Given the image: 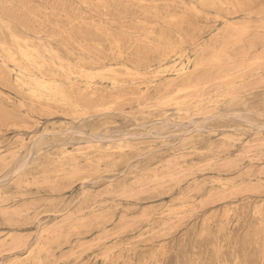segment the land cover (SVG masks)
<instances>
[{"label":"rangeland","instance_id":"obj_1","mask_svg":"<svg viewBox=\"0 0 264 264\" xmlns=\"http://www.w3.org/2000/svg\"><path fill=\"white\" fill-rule=\"evenodd\" d=\"M240 1L0 0V264H264Z\"/></svg>","mask_w":264,"mask_h":264},{"label":"bare ground","instance_id":"obj_2","mask_svg":"<svg viewBox=\"0 0 264 264\" xmlns=\"http://www.w3.org/2000/svg\"><path fill=\"white\" fill-rule=\"evenodd\" d=\"M201 1H202V0H201ZM241 1H242V0H241ZM241 1H240V2H241ZM246 2H247V1H246ZM249 2H250V1H249ZM220 3H221V2H220ZM247 3H248V2H247ZM253 3H254V2H253ZM230 4H232V3H230ZM254 5H255V4H254ZM241 7H243V6H241ZM251 7H252V6H251ZM219 9H220V7H219ZM235 9H236V8H235ZM247 9H249V8H247ZM224 10H225V9H224ZM247 14H248V13H247ZM2 21H3V20H2ZM244 29H245V28H244ZM190 38H191V37H190ZM190 41H192V40H190ZM192 43H193V41H192ZM198 44H199V43H198ZM111 45H112V44H111ZM193 46H194V45H193ZM199 46H200V45H199ZM196 47H197V45H196ZM197 48H198V47H197ZM137 50H139V49H137ZM195 50H196V49H195ZM40 52H41V51H40ZM144 52H145V51H144ZM146 54H147V53H146ZM151 55H152V54H151ZM197 55H198V54H197ZM199 57H201V56H198V58H199ZM148 58H149V57H148ZM170 60H171V59H170ZM198 60H199V59H198ZM12 62H13V61H12ZM194 63H196V62H194ZM198 64H199V62H198ZM205 64H206V63H205ZM251 64H252V63H251ZM206 65H207V64H206ZM245 65H246V64H245ZM250 67H251V66H250ZM190 68H191V67H190ZM197 68H198V67H197ZM199 69H200V68H199ZM197 70H198V69H197ZM132 71H133V70H132ZM137 71H138V70H137ZM189 71H190V70H189ZM192 74H193V73H192ZM174 78H176V77L174 76ZM174 78H173V79H174ZM181 78H183V77H181ZM187 78H188V77H187ZM179 79H180V78H179ZM170 81H171V80H170ZM172 82H173V81H172ZM187 82H188V81H187ZM201 82H202V81H201ZM181 83H182V81H181ZM206 83H207V82H206ZM167 85H168V84H167ZM180 85H181V84H180ZM182 86H185L184 83H183ZM182 86H181V87H182ZM166 87H168V86H166ZM184 88H185V87H184ZM187 88H188V86H187ZM195 88H196V87H195ZM195 88H194V89H195ZM119 89H120V88H119ZM167 89H168V88H167ZM173 89H174V88H173ZM164 90H165V89H164ZM180 90H182V89L180 88ZM176 91H178V90H176ZM193 91H194V90H193ZM191 92H192V91H191ZM174 93H175V92H174ZM179 93H180V92H179ZM179 93H178V94H179ZM183 94H184V93H183ZM198 94H199V93H198ZM48 96H49V95H48ZM200 96H201V95H200ZM93 97H94V96H93ZM45 98H46V97H45ZM55 98H56V97H55ZM197 98H198V97H197ZM162 99H163V98H162ZM198 99H200V98H198ZM160 100H161V99H160ZM61 101H62V100H61ZM57 102H58V101H57ZM182 102H183V101H182ZM160 103H161V102H160ZM182 109H183V108H182ZM75 111H77V110H75ZM78 113H80V112H78ZM81 114H82V113H81ZM82 115H83V114H82ZM40 262H41V261H40Z\"/></svg>","mask_w":264,"mask_h":264}]
</instances>
